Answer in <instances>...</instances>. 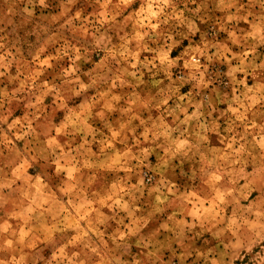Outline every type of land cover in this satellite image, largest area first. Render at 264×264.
Listing matches in <instances>:
<instances>
[{
  "label": "rangeland",
  "instance_id": "rangeland-1",
  "mask_svg": "<svg viewBox=\"0 0 264 264\" xmlns=\"http://www.w3.org/2000/svg\"><path fill=\"white\" fill-rule=\"evenodd\" d=\"M0 264H264V0H0Z\"/></svg>",
  "mask_w": 264,
  "mask_h": 264
}]
</instances>
